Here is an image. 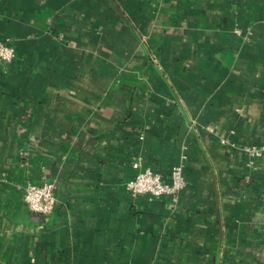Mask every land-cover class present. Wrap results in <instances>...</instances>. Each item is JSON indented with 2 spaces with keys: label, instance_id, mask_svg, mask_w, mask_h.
<instances>
[{
  "label": "crops",
  "instance_id": "obj_1",
  "mask_svg": "<svg viewBox=\"0 0 264 264\" xmlns=\"http://www.w3.org/2000/svg\"><path fill=\"white\" fill-rule=\"evenodd\" d=\"M3 41L0 264H264V0H0Z\"/></svg>",
  "mask_w": 264,
  "mask_h": 264
},
{
  "label": "built area",
  "instance_id": "obj_2",
  "mask_svg": "<svg viewBox=\"0 0 264 264\" xmlns=\"http://www.w3.org/2000/svg\"><path fill=\"white\" fill-rule=\"evenodd\" d=\"M15 56L13 47L7 41L0 42V60L9 62ZM245 151L251 158L260 155L261 150L256 147H246ZM132 167H139L138 160L132 162ZM185 186V179L181 165L172 166L169 178L166 181L162 174L149 168L138 170L125 183L126 191L132 196L147 195L150 198H158L168 195L173 201ZM56 185L53 181L41 183L26 182L22 187V198L26 208L36 214L49 215L56 205Z\"/></svg>",
  "mask_w": 264,
  "mask_h": 264
}]
</instances>
